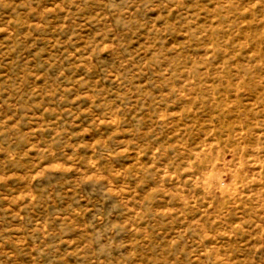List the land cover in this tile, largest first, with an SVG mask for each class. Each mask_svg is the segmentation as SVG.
Returning <instances> with one entry per match:
<instances>
[{
    "label": "rangeland",
    "instance_id": "1",
    "mask_svg": "<svg viewBox=\"0 0 264 264\" xmlns=\"http://www.w3.org/2000/svg\"><path fill=\"white\" fill-rule=\"evenodd\" d=\"M0 264H264V0H0Z\"/></svg>",
    "mask_w": 264,
    "mask_h": 264
}]
</instances>
